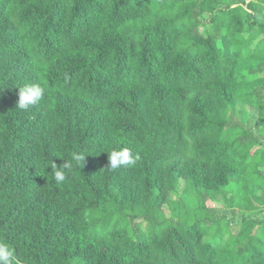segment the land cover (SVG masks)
I'll list each match as a JSON object with an SVG mask.
<instances>
[{"label":"trees","instance_id":"1","mask_svg":"<svg viewBox=\"0 0 264 264\" xmlns=\"http://www.w3.org/2000/svg\"><path fill=\"white\" fill-rule=\"evenodd\" d=\"M121 148L135 163L108 169ZM0 246L264 264V0H0Z\"/></svg>","mask_w":264,"mask_h":264},{"label":"clouds","instance_id":"2","mask_svg":"<svg viewBox=\"0 0 264 264\" xmlns=\"http://www.w3.org/2000/svg\"><path fill=\"white\" fill-rule=\"evenodd\" d=\"M44 95V88L39 84H26L23 87L19 88V100L17 107L19 109L27 110L29 106L37 104ZM109 154V167L108 169H118L121 166L132 165L135 163V159L129 148H121L119 150H111L107 152ZM138 158V157H137ZM85 156L78 153L71 154V160L76 164L83 162ZM49 166H51V174L54 182L61 183L65 181V168L68 167V164L57 166L53 161ZM48 166V167H49ZM10 251L6 246H0V264H9L10 260Z\"/></svg>","mask_w":264,"mask_h":264},{"label":"rangeland","instance_id":"3","mask_svg":"<svg viewBox=\"0 0 264 264\" xmlns=\"http://www.w3.org/2000/svg\"><path fill=\"white\" fill-rule=\"evenodd\" d=\"M253 112H254V110H253ZM211 204H212L213 207H214V206L219 207V206H222L223 202L221 201V202L219 203V205H215L214 203H211ZM166 213H167L168 215H170V212H169L168 209H166ZM144 228H146L145 225H144Z\"/></svg>","mask_w":264,"mask_h":264}]
</instances>
